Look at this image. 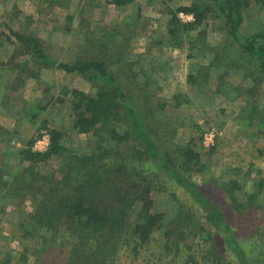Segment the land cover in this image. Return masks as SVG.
<instances>
[{
	"label": "rangeland",
	"instance_id": "obj_1",
	"mask_svg": "<svg viewBox=\"0 0 264 264\" xmlns=\"http://www.w3.org/2000/svg\"><path fill=\"white\" fill-rule=\"evenodd\" d=\"M206 3L217 8L209 0H134L126 6H118L113 0H0V126L10 133L7 136L1 133L0 168L14 173L28 166L26 162L19 165L16 158L12 160L14 167L9 162L13 157L5 155L3 145H11L13 149L34 145V151L43 152L54 130L62 132V144L71 151L83 152L87 147L99 145V141L102 145L115 144L104 133H79L74 128V114L79 110L73 104L77 101L74 92L96 96L102 87L109 90L113 87L93 73L82 75L60 68V64L73 66L99 61L107 65L127 101L132 103L135 117L153 130L150 138L155 144L183 145L214 129L213 145L217 146L208 157V177L194 175V181L202 184L213 173L218 175L228 169L225 181L229 187L230 181L237 183L238 188H232L234 192H242L239 185L243 191H254L252 180L258 175L264 178L263 73L255 65L250 68L247 62L250 58L242 57L230 46L228 39H233L220 30L221 19L220 22L208 19L193 30L183 31L181 48H177L169 33L175 15L186 23V17L193 14L184 10ZM263 30L264 6L250 1L240 26L239 41L244 43L246 34ZM12 31L41 41L51 63H39L35 53L25 45L22 47ZM192 45L203 52L200 54ZM211 48L215 49L220 64L213 65L215 53H210ZM227 54L240 66L228 64ZM24 63L28 67H23ZM147 95L152 97L151 106ZM122 117V121L128 119L124 109ZM204 141L202 145L208 147ZM140 144L131 133L121 145ZM59 162L60 159L54 158L40 163L38 169L42 173L57 171ZM249 171L245 180L244 174ZM168 191L157 197L160 204L157 207L163 209L170 198L175 210L173 191L178 192V198L187 200L179 189ZM211 198L219 205V197ZM31 203V198L24 200L18 210L8 202L0 204V263L9 258L10 264H24L26 258L29 264H66L67 253L64 248L53 246L51 238L45 246L39 233L33 238L22 236V223L32 227ZM253 203L262 207L252 211L263 222L264 229V192ZM252 211L244 217L249 219ZM202 254L200 250L198 260ZM143 257L151 259L150 251H145L138 261L142 262ZM121 258L122 263L134 264L133 255ZM173 259L163 262H178L177 257V262Z\"/></svg>",
	"mask_w": 264,
	"mask_h": 264
},
{
	"label": "trees",
	"instance_id": "obj_2",
	"mask_svg": "<svg viewBox=\"0 0 264 264\" xmlns=\"http://www.w3.org/2000/svg\"><path fill=\"white\" fill-rule=\"evenodd\" d=\"M113 1L118 6H126L134 0ZM209 1L217 8L206 3L184 10L193 14V22L182 23L175 15L169 33L175 38L177 48L183 45L180 36L183 31L193 30L208 19L217 22L221 19L220 30L233 39L228 37L230 46L242 57H249L250 66L247 65L257 66L264 75V30L246 34L244 43L239 41L240 26L250 1L264 6V0ZM12 33L22 47L25 45L35 53L39 63H51L36 37ZM192 48L200 54L203 52L195 45ZM210 53H215L211 59L213 65L220 64L214 48ZM226 57L232 67L240 66L230 54ZM60 68L82 75L93 73L113 87L111 90L102 87L96 96L74 92L77 101L73 104L79 110L74 114V128L79 133H104L115 144L102 145L99 141V145L87 147L83 152L71 151L62 144V132L54 130L43 152L34 151V145L16 149L3 145L5 155L13 157L9 162L14 167L12 160L16 158L19 165L28 164L14 173L0 168V204L8 202L18 210L24 200L31 198L32 227L24 223L23 228L20 226L24 238H33L39 233L45 246L51 238L53 246L64 248L67 253L66 264H125L120 259L129 254L133 255L134 264H264L263 222L252 211L262 208L254 206L253 201L264 192V178L258 175L252 180V192L243 191L239 185L242 190L239 194L233 191L238 188L235 181H230V187L225 181L228 169L218 175L213 173L210 179L198 184L193 176L208 177V157L217 145L205 147L201 143L204 137L191 138L183 145H157L150 138L153 130L132 113V103L127 101L105 63L60 64ZM254 81L257 84V77ZM147 96L151 106L152 97ZM122 109L130 121H122ZM1 133L10 135L0 126V137ZM131 133L141 144L121 145L129 140ZM54 158L61 162L57 171L42 173L38 169L40 163ZM249 173L244 174L245 180ZM172 188L185 193L187 200L178 198V192L173 191L175 210L170 198L163 209L157 207V204L160 206L157 197ZM211 196L219 197V205ZM248 211H252L249 219L244 217ZM200 250L203 254L198 260ZM145 251H150L151 259L143 257L142 262L138 261ZM168 258H174L177 263L163 262ZM23 261L29 264L26 258ZM0 264H10L9 258Z\"/></svg>",
	"mask_w": 264,
	"mask_h": 264
},
{
	"label": "built area",
	"instance_id": "obj_3",
	"mask_svg": "<svg viewBox=\"0 0 264 264\" xmlns=\"http://www.w3.org/2000/svg\"><path fill=\"white\" fill-rule=\"evenodd\" d=\"M186 18H187L188 21H193L194 20V17L193 16H187ZM215 138H216L215 131H214V129L213 130L211 129L204 136V140H205L204 143H205V145H212L214 143Z\"/></svg>",
	"mask_w": 264,
	"mask_h": 264
}]
</instances>
